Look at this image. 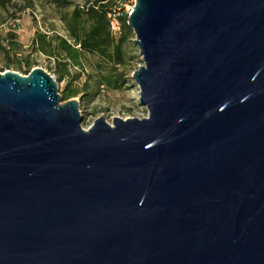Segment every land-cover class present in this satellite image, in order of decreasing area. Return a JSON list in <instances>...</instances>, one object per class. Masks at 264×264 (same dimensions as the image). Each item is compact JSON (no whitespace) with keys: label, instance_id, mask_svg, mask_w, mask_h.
<instances>
[{"label":"water","instance_id":"water-1","mask_svg":"<svg viewBox=\"0 0 264 264\" xmlns=\"http://www.w3.org/2000/svg\"><path fill=\"white\" fill-rule=\"evenodd\" d=\"M142 118L0 72V264H264V0H133Z\"/></svg>","mask_w":264,"mask_h":264},{"label":"rangeland","instance_id":"rangeland-1","mask_svg":"<svg viewBox=\"0 0 264 264\" xmlns=\"http://www.w3.org/2000/svg\"><path fill=\"white\" fill-rule=\"evenodd\" d=\"M68 1H70V5L64 8L56 6L52 0H11L4 7H0V41L2 46H7L9 40L7 33L12 31L15 35L14 40L21 45L22 55L28 56L31 62L30 69L39 67L51 75L54 80V61L45 55L30 51L28 45L35 30L56 32L58 35L66 37L60 15L89 0ZM12 15H15V23V18L13 20ZM132 39L126 45L127 56L129 57L127 63L123 67H116L115 71L108 70L107 67L105 69L96 67L97 58L90 54L81 55V68H69L71 77L77 74L73 84L82 89L81 94L72 98L77 100V109L81 115L80 126L83 129H86L100 116L110 124L113 117L126 119L131 117L142 118L146 115L145 107L138 102L137 85L130 76L133 70L142 65L141 57ZM20 55L19 52L16 54V56ZM7 65L8 59L5 53L0 50V72L11 70L23 75L22 71ZM106 71L115 73L112 75L122 78L120 88H111L100 82V75ZM65 82L66 78L60 81L55 80L59 97V92ZM60 100L61 102L64 101L61 97Z\"/></svg>","mask_w":264,"mask_h":264},{"label":"trees","instance_id":"trees-1","mask_svg":"<svg viewBox=\"0 0 264 264\" xmlns=\"http://www.w3.org/2000/svg\"><path fill=\"white\" fill-rule=\"evenodd\" d=\"M11 0H0V7H4ZM59 7L70 5L68 0H52ZM112 4V0H89L86 3L74 6L70 11L63 12L60 19L64 25L66 37L58 35L56 32H45L35 30L30 39L28 48L32 52L40 53L54 61L55 80L60 81L66 78V82L61 89L60 97L67 100L82 93V89L73 84L77 74L71 77L70 67L81 68L80 57L83 54H90L97 58L96 67L108 70H116V67H123L127 63L126 45L133 38L131 29L126 24V15L119 17L120 32L113 36L108 29V21L105 10ZM14 20L15 15L11 16ZM16 19V18H15ZM12 20V21H13ZM9 38L7 46H2V50L7 59L8 65L15 70L26 74L31 62L28 56L22 55V48L14 38V33L8 32ZM20 56H16L17 53ZM106 71L100 75V82L111 88H120L122 78L112 75ZM122 74V73H121Z\"/></svg>","mask_w":264,"mask_h":264},{"label":"built area","instance_id":"built-area-1","mask_svg":"<svg viewBox=\"0 0 264 264\" xmlns=\"http://www.w3.org/2000/svg\"><path fill=\"white\" fill-rule=\"evenodd\" d=\"M133 2V0H112V4L106 8L105 16L108 21V29L113 36H117L120 32L119 17L121 14H125L127 17L133 7Z\"/></svg>","mask_w":264,"mask_h":264}]
</instances>
